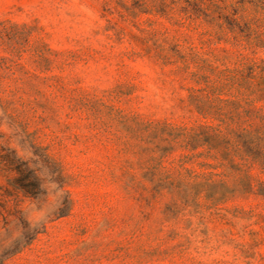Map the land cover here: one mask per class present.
<instances>
[{
	"label": "rangeland",
	"instance_id": "1",
	"mask_svg": "<svg viewBox=\"0 0 264 264\" xmlns=\"http://www.w3.org/2000/svg\"><path fill=\"white\" fill-rule=\"evenodd\" d=\"M0 264H264V0H0Z\"/></svg>",
	"mask_w": 264,
	"mask_h": 264
}]
</instances>
